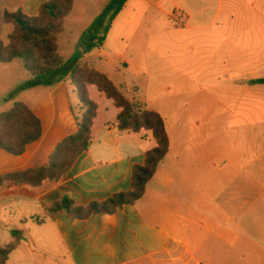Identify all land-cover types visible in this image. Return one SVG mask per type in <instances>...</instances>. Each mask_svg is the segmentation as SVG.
I'll use <instances>...</instances> for the list:
<instances>
[{
    "label": "crops",
    "instance_id": "1",
    "mask_svg": "<svg viewBox=\"0 0 264 264\" xmlns=\"http://www.w3.org/2000/svg\"><path fill=\"white\" fill-rule=\"evenodd\" d=\"M47 1L0 0V39L11 31L4 10L36 15ZM132 2L111 24L103 47L81 60L93 54L104 64L111 63L108 55L121 60L120 83L98 71L142 103L136 80L153 73L146 52L152 8L162 18L153 23L173 21V29L207 43L208 58L218 64L212 69L221 66L223 95L213 84L202 103L206 110L184 111V102H196L179 96L182 85L167 96L173 85L162 83L166 99L146 107L164 119L169 149L143 197L112 215L51 212L65 197L86 208L128 192L133 166L155 146L148 131L118 130L111 100L113 107H101L90 99L97 107L91 144L60 181L0 186V248L15 245L5 264H264V84L257 83L264 79V0ZM110 36L118 50L102 52ZM16 61L0 64V113L25 104L41 136L19 156L0 149V176L45 166L58 143L77 132L83 112L68 77L18 92L31 76Z\"/></svg>",
    "mask_w": 264,
    "mask_h": 264
},
{
    "label": "trees",
    "instance_id": "2",
    "mask_svg": "<svg viewBox=\"0 0 264 264\" xmlns=\"http://www.w3.org/2000/svg\"><path fill=\"white\" fill-rule=\"evenodd\" d=\"M74 0H48L36 15L22 11L4 10L3 24L11 29L0 39V64L22 60L31 79L23 83L18 92L49 81L58 84L70 78L83 112L78 119L77 132L62 139L49 156L45 166L0 176L4 183L28 185L33 188L42 183L58 182L71 169L77 159L91 144V130L97 107L88 96L87 88L94 86L111 100L119 110L117 128L120 131L151 133L155 146L146 152L142 165L133 166L131 189L117 193L102 203H91L86 208L75 207L68 198H62L51 209L65 211L75 217L89 214L112 215L124 206H133L139 201L147 184L155 175L159 164L169 149L165 121L156 111L147 109L137 98L126 99L109 78L80 60L105 44L111 24L128 0H108L102 11L80 35L74 53L64 64L58 55V38L63 33V21L71 13ZM257 83L264 84V79ZM46 86V84H44ZM41 125L25 104L17 102L9 110L0 113V149L12 156L24 153L25 148L39 140ZM15 245L0 248V264H5Z\"/></svg>",
    "mask_w": 264,
    "mask_h": 264
},
{
    "label": "rangeland",
    "instance_id": "3",
    "mask_svg": "<svg viewBox=\"0 0 264 264\" xmlns=\"http://www.w3.org/2000/svg\"><path fill=\"white\" fill-rule=\"evenodd\" d=\"M108 0H74L71 13L63 21V33L58 38V55L62 62L66 64L74 53L76 43L82 34V32L92 23V21L99 15L100 11L107 4ZM129 5H143L141 0H133ZM129 8L126 10V17H128ZM148 18L151 20L147 24V63L151 71L153 72L150 77L143 78L141 84L138 83L139 96L142 99V103L145 105L158 104L162 100L166 99V90L162 89V83H171L173 85V91L167 96H175V87L183 86L178 92L179 96L185 100H191L193 102L189 105L184 102L185 110H206L207 108L202 105L203 101H206L209 88L214 84L217 87H221L217 90L220 95H223L222 74L218 73L219 68L212 69L218 64L212 63V60L207 56V43L197 41L199 40L193 32L182 31L181 29L175 30L174 22L170 23L162 20L160 24L153 23V20L162 19L154 9L148 10ZM124 16H122L123 18ZM116 24L114 31L120 27ZM163 23V24H162ZM113 34V32H112ZM111 34V36H112ZM109 38L107 47L102 49V52L118 50ZM192 37L196 38V41L192 40ZM143 44V48H144ZM100 49L95 50L94 52ZM93 52V53H94ZM105 56V55H104ZM110 64H104V59L98 54H93L90 58L80 60V64L93 67L95 70L101 69L102 72H108L113 80L120 83L122 78L119 75L117 69L121 73H124V67L122 61L116 57H111ZM219 59H217L218 61ZM15 65H20L24 70V63L22 60H17ZM99 72V71H98ZM101 73V72H100ZM103 74V73H102ZM127 77H129L127 75ZM131 78V77H129ZM152 79V80H151ZM153 83V84H152ZM149 84V85H148ZM161 86V87H153ZM91 93L89 98L95 102H98L101 107L103 103H108L113 107L111 101L105 98L95 87H90ZM124 97L129 100L135 95L134 91L131 93H124ZM77 99V96H75ZM199 101V104L198 102ZM79 109L80 104H78ZM80 118V115H79Z\"/></svg>",
    "mask_w": 264,
    "mask_h": 264
}]
</instances>
